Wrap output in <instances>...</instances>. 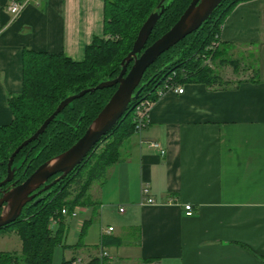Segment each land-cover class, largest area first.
<instances>
[{
  "label": "crops",
  "instance_id": "1",
  "mask_svg": "<svg viewBox=\"0 0 264 264\" xmlns=\"http://www.w3.org/2000/svg\"><path fill=\"white\" fill-rule=\"evenodd\" d=\"M11 1L0 0V126L12 119L7 98L22 90L24 49L78 61L103 29L102 0H15L25 1L16 15ZM257 2L231 10L221 43H258L264 54ZM239 81L226 88L185 83L181 93L159 95L146 124L123 141L105 181L91 185L93 205L78 206L77 226L99 216L94 239L69 245L72 253L63 258L119 264L107 249L124 247L132 249L126 264H264V59L258 75ZM63 217L65 226L77 215Z\"/></svg>",
  "mask_w": 264,
  "mask_h": 264
},
{
  "label": "trees",
  "instance_id": "2",
  "mask_svg": "<svg viewBox=\"0 0 264 264\" xmlns=\"http://www.w3.org/2000/svg\"><path fill=\"white\" fill-rule=\"evenodd\" d=\"M103 29L101 36H93L81 60H73L62 53H48L24 49L22 54V90L7 98L12 114L9 124L0 126V178L6 173L11 152L29 137L69 94L93 87L100 81L112 79L121 69V60L131 50L137 32L156 9L160 0H102ZM191 0H164V8L152 28L145 46L165 33L179 18ZM221 0L202 25L174 46L161 53L145 70L140 94L128 105L116 125L91 148L84 159L64 178L53 184L42 199L31 204L14 222L0 230H14L21 240L20 252L0 251V264H54L53 250L62 243V208L93 205L89 189L94 182L106 179L109 167L121 159L123 141L135 131V107L144 99L157 100L159 93L185 83H203L207 87L226 88L232 84L207 64L219 58L229 46L219 41L221 26L240 2ZM213 44L214 47L211 46ZM210 47V48H209ZM131 62L127 65V69ZM116 88L95 89L74 99L49 122L36 140L22 147L15 156L19 161L31 147L27 172L72 145L86 130ZM74 185L76 190H71ZM22 217V218H21ZM59 223L55 232L49 219ZM108 244L102 240V245ZM76 246V245H75ZM71 247V246H69ZM74 258H62L59 264H73ZM264 261V258H263ZM106 264L95 256L83 263Z\"/></svg>",
  "mask_w": 264,
  "mask_h": 264
},
{
  "label": "water",
  "instance_id": "3",
  "mask_svg": "<svg viewBox=\"0 0 264 264\" xmlns=\"http://www.w3.org/2000/svg\"><path fill=\"white\" fill-rule=\"evenodd\" d=\"M163 2L164 0L158 2L156 9L147 16L140 26L131 50L121 60V69L116 77L100 81L95 86L82 89L78 93L67 95L58 102L55 109L43 120L40 126L11 152L7 161V174L0 180V186L11 181L15 169L12 167L13 159L19 150L31 141L36 140L44 132L49 122L64 107L86 92L116 85L107 102L84 133L72 145L38 165L21 183L17 185L12 183L13 187L3 193L0 197V207L4 203L6 205L0 214V228L15 221L20 216L23 206L27 202L32 201L37 193L49 189L80 164L99 139L116 125L126 112L129 103L140 94L143 87L141 79L147 67L161 53L196 31L221 0H191L175 23L150 45L145 46L152 28L163 11ZM130 62L131 66L127 69V65ZM55 174L59 175L47 182ZM40 186L41 188L37 193H33ZM41 198L40 196L35 198L32 203L39 202Z\"/></svg>",
  "mask_w": 264,
  "mask_h": 264
},
{
  "label": "rangeland",
  "instance_id": "4",
  "mask_svg": "<svg viewBox=\"0 0 264 264\" xmlns=\"http://www.w3.org/2000/svg\"><path fill=\"white\" fill-rule=\"evenodd\" d=\"M257 5L260 15V23L262 25V40L264 41V0H258ZM221 57L228 61L221 63L219 58H216L215 60H209L207 64L214 68V70L218 72L223 80H228L232 84H235V82H237L239 79H253L255 75H258V70L261 69L263 63L264 54L263 48H261L258 43H255L252 44V46L243 45L228 48L226 51H224ZM94 183L97 184V182ZM71 190L73 192L76 190L74 185L71 186ZM74 208H78L77 217H67V223L65 226L64 223L62 224V243L68 246L57 245L54 248L52 254V262L54 264H59L63 257L70 256L72 249L69 247V245L73 244L75 246L78 243H85L88 242V240L92 241L94 239L93 231L95 230V227L97 228L99 216L95 214L91 223H88L84 227H81L80 225L77 226V222H79L77 218H79V215L83 209L78 207V205L74 206L72 209ZM50 219L49 228L52 230V232H55L59 227V223L57 221L50 222ZM80 222L82 223L81 219ZM106 223L107 222L104 221L101 222L104 227H106ZM9 229L10 230L8 231L4 229L0 230V251L19 253L21 249V240L14 230H11V228ZM107 250L111 255H113V257L116 259L118 258L117 260L119 261V264H126L127 261L124 259L125 254L130 253L132 249L124 247H110Z\"/></svg>",
  "mask_w": 264,
  "mask_h": 264
},
{
  "label": "built area",
  "instance_id": "5",
  "mask_svg": "<svg viewBox=\"0 0 264 264\" xmlns=\"http://www.w3.org/2000/svg\"><path fill=\"white\" fill-rule=\"evenodd\" d=\"M25 1H11L8 5V10L11 12V14L16 15L17 13H19V11L23 8ZM214 45L213 44L211 47L213 48ZM210 48V47H209ZM169 89L174 90L177 93H181L183 91V87L182 85H177V86H173ZM161 94V93H159ZM152 101L148 100V99H144L141 102H139V104L135 107V128L136 129H140L141 127H143L146 124L147 121V113L148 110L150 108V106L152 105ZM149 145L152 146L153 148L158 149L159 153L162 155L164 154L165 150L160 147V145L157 142H149ZM142 195L145 196V200L148 203H152L154 200L153 198L148 196V188L147 186H144L141 189ZM184 208V214L185 215H192L193 214V210H192V206L190 204H184L183 206ZM122 208H119V211H122ZM61 213L62 215H66L69 214L71 216H76L77 215V208L72 209L71 211H68L65 208L61 209ZM55 221L53 218L50 219V222ZM112 227H108L107 228V232L111 231ZM79 263V260H74L73 264Z\"/></svg>",
  "mask_w": 264,
  "mask_h": 264
},
{
  "label": "flooded vegetation",
  "instance_id": "6",
  "mask_svg": "<svg viewBox=\"0 0 264 264\" xmlns=\"http://www.w3.org/2000/svg\"><path fill=\"white\" fill-rule=\"evenodd\" d=\"M29 154H31V147L27 150L26 154L23 155L22 158H21L19 161H15V157H14V159H13V163H12V167L15 168V169H14V173H13V177H12L11 181H9V182L5 183L4 185L0 186V197L3 195V193H4L5 191H8L10 188L13 187V184H12V183H15V184L17 185V184L21 183V182H22V181H23L28 175L31 174V172H30V173L27 172V169H28V165H29V164H27L26 167L23 166V164H24V162H25L26 160H27V161L30 160V157L28 158V156H30ZM7 161H8V160H7ZM32 172H33V171H32ZM6 174H7V163H6V173H5V175H4L2 178H0V180H2V179L6 176ZM58 175H59V174H55V175L52 176L50 179H48L47 182L51 181L52 179H54V178H55L56 176H58ZM40 188H41V186H40L38 189H36L35 191H33V193H37V191H38ZM49 189H50V188H49ZM49 189H47L46 191H42V192H40V193H37V195H36L35 198H37V197H39V196H40V197H43V194L46 193V192H48ZM35 198H34V199H35ZM34 199H33V200H34ZM41 199H42V198H41ZM33 200L27 202V203L23 206V209H22V212H21L20 216L24 213V211L27 209V207H29L31 204H33V203H32ZM5 205H6V203H4V204L0 207V214H1V212L3 211ZM20 216H19V217H20ZM19 217H18V218H19ZM18 218H17V219H18Z\"/></svg>",
  "mask_w": 264,
  "mask_h": 264
}]
</instances>
